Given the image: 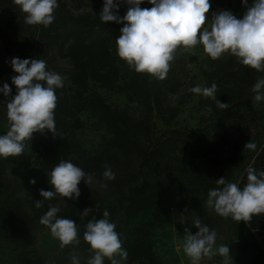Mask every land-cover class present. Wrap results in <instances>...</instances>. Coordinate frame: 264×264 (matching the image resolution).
I'll return each mask as SVG.
<instances>
[{
	"label": "rangeland",
	"instance_id": "1",
	"mask_svg": "<svg viewBox=\"0 0 264 264\" xmlns=\"http://www.w3.org/2000/svg\"><path fill=\"white\" fill-rule=\"evenodd\" d=\"M66 1L69 11L74 14L101 12L104 4L101 0L86 1L80 9H74L70 1ZM219 2L224 4V11H230L237 18H242L247 7L253 4L247 2L246 7L242 1L238 5L237 0H231L230 5L226 6L227 0ZM122 8L123 5L119 13ZM207 16L204 27L210 28L212 16L209 14ZM24 25L27 35L34 42V50L26 55L21 54L17 45H6L0 39V88L4 83H8L12 89L11 95L16 94V88L11 83V77L16 75L10 66L12 58L43 59L46 61L47 70L56 72L64 78V86L57 89L60 92L73 96L80 103L81 99L96 95L110 109L127 115L132 121L142 120L143 104L140 100L127 98L123 85L126 79L124 73L119 75L112 89L103 88L90 81L87 90L81 93L80 97L65 72L69 68V62L64 56L65 48L61 47L59 38L41 40L35 25L26 23ZM228 62L230 64H227ZM170 63L166 78L160 80L155 77L153 81L162 86V102L166 110L163 115L168 119L170 115L173 117L170 118L169 125H165L155 112L152 113L149 131L151 141L156 138L164 140L169 135L168 131L172 129L191 132L202 127L211 113L205 105L213 99L187 90L197 85L201 87H211L213 83L223 85L228 79L224 67L235 69L240 64L236 57L227 53L219 59L212 60L205 54L202 45L195 46L192 53L178 50L175 59ZM261 78H264V72L254 78L253 85ZM254 95L252 93V103L256 113L249 124V141L254 142L257 148L255 151L243 148L236 160L228 164L229 168L224 177L226 182L236 183L238 187L241 185V190L247 184V175L244 177L247 169L252 167L258 173L264 167V164L255 163L257 154L264 152V101L254 102ZM5 100L6 97L0 92V135L6 134L9 130ZM81 104L82 110L66 119L65 130L59 137L74 140L79 145L80 152L70 156L71 162L79 163L82 157L101 156L115 173V179L108 181L93 177V182L89 186L97 194V199L90 202L89 208L92 212L85 217L80 214L85 209L74 199L60 195L44 201L43 207L36 208L35 201L43 199L40 196L41 189L54 191L49 181L44 182V177L50 174V170L34 161L27 164L5 163L3 170L5 183L0 188V264H71L73 254L78 255L80 264H87L93 253L89 252L90 245L83 240L86 224L93 216L97 217L104 205H114L120 193H126L130 186L141 180L157 183L156 197L149 210L135 217H127L120 209L110 221L116 225L115 231L119 234L122 247L126 242L133 240L134 227L145 225L149 228L154 258L159 264H190L182 248L177 251V246L183 242L185 228L192 234L198 231L192 224L197 217L210 230L216 231L217 247L228 246L231 241L238 239L239 232L246 228L245 225L242 226L244 221L241 223L232 220L231 217L223 218L209 209L206 203L209 190L222 187L217 185L214 178L218 177L223 166L219 163H205L201 161L202 159H189L185 151H181L177 146L174 152L170 153L172 171L165 178H154L150 174V168L138 167L140 162L138 151L120 152L112 148L111 134L100 119L99 113L88 104ZM149 138L140 140L143 147L148 145ZM23 153L31 154V147L26 145ZM223 156L226 157V153ZM208 166L216 170V176L206 174ZM212 168L209 170L211 173ZM32 179L36 181L34 185L29 182ZM104 184H107V187H103ZM50 206L60 209L57 213L58 218H68L77 224L80 239L78 246L68 245L61 248L60 241L51 236L50 229L40 223V218ZM252 219L264 223V215L253 216ZM262 237L263 233L256 234L258 240ZM231 258V264H234V259L232 256ZM222 259L216 255L210 259L203 258L200 264H222ZM246 259L244 258L242 263L246 262ZM106 260L108 259L105 258L104 261Z\"/></svg>",
	"mask_w": 264,
	"mask_h": 264
},
{
	"label": "clouds",
	"instance_id": "2",
	"mask_svg": "<svg viewBox=\"0 0 264 264\" xmlns=\"http://www.w3.org/2000/svg\"><path fill=\"white\" fill-rule=\"evenodd\" d=\"M145 0H104L99 15L103 23L115 22L124 24L116 39V50L120 59L137 73H146L160 80L166 78L177 51L192 53L195 46L202 45L207 56L212 60L223 54L237 58L244 66L264 72V0H254L247 7V0H242L247 7L242 18H237L230 11H220L212 15L210 28L204 27L207 14L211 8L209 0H147L151 8H141ZM26 14L28 25L48 27L55 19L54 11L57 0H14ZM128 6L126 14L121 17L119 9ZM10 66L16 75L11 83L16 94L4 83L0 92L6 97L7 119L9 130L0 135V157L20 156L33 133L45 130L54 136L56 130L54 110L57 106L56 89L64 86V78L47 70L43 59L12 58ZM217 85L201 87L199 85L187 91L216 101L217 107L226 109L228 103L216 97ZM254 102L264 101V78L259 79L252 87ZM60 136V135H59ZM257 145L247 142L245 150L255 151ZM103 177L114 180L115 173L105 165ZM49 183L54 189L40 190L42 200L35 201V207H43L44 201L52 200L56 195L76 199L80 196L78 185L83 180L92 184L93 176L71 161L61 160L50 172ZM35 184V179L29 181ZM218 187L208 192L207 207L223 218L231 217L236 222L248 223L253 216L264 215V171L247 169V184L241 190L236 183L226 182L225 178L216 180ZM107 187V184L102 185ZM60 211L55 206L40 218V223L50 229L51 236L60 241L61 248L78 246L77 224L68 218H58ZM91 208L85 209L82 216H88ZM109 211H103V218L94 216L86 224L83 240L90 245L93 255L87 264H104L107 258L111 264H122L128 253L122 247L116 225L109 221ZM192 224L198 229L192 234L184 229L183 242L177 246L189 258L190 264H200L203 258L219 255L222 264H231L230 248L227 245L216 246L217 233L201 223L197 217ZM116 257H119L117 259ZM71 264H80L78 255L71 256Z\"/></svg>",
	"mask_w": 264,
	"mask_h": 264
},
{
	"label": "trees",
	"instance_id": "3",
	"mask_svg": "<svg viewBox=\"0 0 264 264\" xmlns=\"http://www.w3.org/2000/svg\"><path fill=\"white\" fill-rule=\"evenodd\" d=\"M69 1L74 9H80L86 1L97 0ZM241 1L237 0L238 5ZM209 2L211 4L208 13L210 16L224 11V4L219 0H209ZM227 2L226 6H229L231 0H227ZM247 2L253 3L254 0H247ZM57 3L58 7L54 11L53 23L48 27L35 25V29L41 40L59 38L61 47L65 48L64 56L69 62V68L65 72L79 96L81 97V93L87 90L90 81L103 88L112 89L115 87L119 75L124 73L126 79L123 85L127 98L140 100L143 104L142 120L132 121L127 115L110 109L96 95L81 99V103L88 104L99 113L100 119L111 134L112 148L120 152L138 151L140 154L138 167L150 168V174L154 178H165L172 171L170 153H173L177 146L181 148V151H185L189 159H202L201 161L205 163H219L223 167L218 173V177L214 179L225 177L229 168L228 164L236 160L237 155L249 141V124L256 113L252 103V86L254 78L261 75L262 72L242 64L237 65L235 69L225 66L224 72L228 79L223 85H217L218 90L215 95L219 101L228 103V107L220 109L217 107L216 101L211 100L205 105L211 110V113L202 127L191 132L172 129L168 131L169 135L164 140L160 141L159 138H156L151 141L149 131L152 113L155 112L165 125H169L173 115H170L169 119L163 115L166 110L162 102V86L153 81L155 77L146 73H137L119 58L116 39L124 24L103 23L99 17L100 11L71 13L66 0H57ZM140 7L151 8L152 5L145 0ZM127 9L128 6L123 5L119 15L123 17ZM25 16L26 14L21 11L19 6L14 4V0H0V39L6 45H17L20 48V53L26 55L34 50V42L24 29ZM56 95L57 106L54 110V119L57 133L60 135L65 130L66 119L81 111L83 105L73 96L57 89ZM59 135L54 136L48 130L43 133H33L29 142H25L31 147V154L22 153L20 156H10L7 159L0 157V188L5 183L3 170L4 164L7 162L27 164L34 161L51 172L61 160L70 161L71 155L80 152L79 145L74 140L60 138ZM148 138V145L143 147L140 140ZM224 153H226V157L223 156ZM255 163L264 164V152L257 154ZM74 164L94 178L104 179L103 172L106 163L101 156L82 157L81 162ZM210 168L212 167L206 170V174L216 176V170L212 168L211 173ZM261 171H264V167L259 172ZM246 175L245 173L244 177ZM49 178V175L45 176L44 182L49 181ZM239 187L241 188V185ZM78 188L80 196L74 200L82 208L87 209L90 202L97 199V194L83 180ZM156 188V182L141 180L130 186L126 193H120L114 205H104L96 219L103 218L104 210L110 213L109 221L116 216L120 209L127 217H135L149 210L156 197ZM243 223L242 226L245 225V230L239 232L237 240L228 244L234 264H264V237L260 240L256 238V234L263 233L264 236V223L254 219ZM132 234L133 240L123 245L128 256L126 261H122V264H159L154 258L149 228L145 225L134 227ZM116 258L119 259V257ZM244 258H247L246 262L242 263ZM104 264H111V262L106 260Z\"/></svg>",
	"mask_w": 264,
	"mask_h": 264
}]
</instances>
